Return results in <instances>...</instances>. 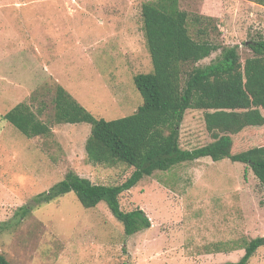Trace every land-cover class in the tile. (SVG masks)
<instances>
[{
	"label": "rangeland",
	"instance_id": "1",
	"mask_svg": "<svg viewBox=\"0 0 264 264\" xmlns=\"http://www.w3.org/2000/svg\"><path fill=\"white\" fill-rule=\"evenodd\" d=\"M146 0H0V252L13 264H222L236 262L245 244L264 236V193L247 165L210 156L156 170L120 196L152 226L131 236L105 202L86 208L75 192L19 208L73 170L95 183L118 184L133 168L88 160L91 124H53L49 136L28 137L4 118L28 102L46 120L61 84L96 117L115 119L143 102L134 76L152 70L143 29ZM189 13L214 16L226 46L241 59L264 36V5L252 0H180ZM220 50L198 64L214 61ZM264 129L257 130L260 133ZM234 136L237 149L245 136ZM180 145L208 143L203 111L190 108ZM248 264H264V245Z\"/></svg>",
	"mask_w": 264,
	"mask_h": 264
},
{
	"label": "trees",
	"instance_id": "2",
	"mask_svg": "<svg viewBox=\"0 0 264 264\" xmlns=\"http://www.w3.org/2000/svg\"><path fill=\"white\" fill-rule=\"evenodd\" d=\"M264 5V0H252ZM143 29L153 68L134 76L143 102L131 114L115 119L96 117L61 84L52 98L54 112L41 119L46 105L36 112L28 102H19L4 118L28 137L49 136L53 124H91L85 151L93 164L133 168L118 184L95 183L73 170L49 190L39 193L19 208V219L35 206L75 192L86 208L105 202L131 236L152 226L146 211L137 206L123 210L121 194L156 170L210 156L214 161L229 158L243 162L260 181L264 193V36L248 42L253 55L241 59L238 46H226L214 16L189 13L180 0H146L142 5ZM217 58L198 64L213 52ZM203 111L209 142L193 149L180 145V126L185 112ZM255 131V132H254ZM245 136V147L237 149L234 136ZM264 203V200H263ZM264 236L248 241L236 262L248 264ZM0 264H13L0 252Z\"/></svg>",
	"mask_w": 264,
	"mask_h": 264
}]
</instances>
